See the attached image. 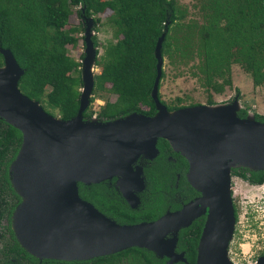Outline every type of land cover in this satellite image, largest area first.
Returning a JSON list of instances; mask_svg holds the SVG:
<instances>
[{
	"label": "water",
	"instance_id": "1",
	"mask_svg": "<svg viewBox=\"0 0 264 264\" xmlns=\"http://www.w3.org/2000/svg\"><path fill=\"white\" fill-rule=\"evenodd\" d=\"M164 36L154 52L151 98L156 113L151 117L132 113L112 121L82 116L94 87L96 48L89 27L79 109L69 120L47 114L21 93L18 83L24 71L10 51L0 49V120L21 133L19 150L8 167L10 184L21 199L12 215V230L30 256L86 261L139 248L168 258L166 264L186 262L183 253L175 252L178 233L206 215L195 264H232L228 257L235 224L231 171H264V122L254 115L238 117L237 100L169 112L158 100ZM159 139L186 160V180L199 197L178 211L135 225H118L80 198L78 183L90 186L117 177L122 195L132 204L130 190L143 188L141 170L133 172L132 164L141 156L155 158ZM134 183L138 187L133 188ZM255 264H264V256Z\"/></svg>",
	"mask_w": 264,
	"mask_h": 264
},
{
	"label": "trees",
	"instance_id": "2",
	"mask_svg": "<svg viewBox=\"0 0 264 264\" xmlns=\"http://www.w3.org/2000/svg\"><path fill=\"white\" fill-rule=\"evenodd\" d=\"M203 1L199 22L186 21V10L177 0H0V49L10 51L24 71L18 83L21 93L38 102L47 114L62 120L76 116L82 88L81 62L67 52V46L77 44L76 35L82 31L80 26L66 29L74 9L86 18L110 12L106 24L116 39L95 60L100 73L94 78L90 104L101 93L112 95L115 100H106L98 112L89 106L82 114L84 120L94 114L99 121H112L132 113L150 117L156 113L151 98L156 77L154 52L163 33L162 59L167 58L172 65L189 66L190 74L208 93L207 105H214L212 95H221L226 88H232L233 66L240 67L253 86L264 91V0ZM163 78L162 71L160 82ZM158 100L169 112L184 108L167 105L159 92ZM196 105L199 104L193 106ZM246 116V110L239 111L238 117ZM254 117L264 122V116L254 114ZM20 144L21 133L0 120V173L6 181L8 167ZM157 148L158 158L145 169L149 200L143 201L139 211H130L104 183L90 186L78 183L80 198L119 225L157 219L166 207L163 192L171 176L181 171L183 182L188 186L183 176L186 160L172 152L162 139L157 141ZM169 155L176 159L174 167L164 159ZM238 170L250 172L233 171L237 174ZM241 176L245 178L244 174ZM248 181L263 184L264 171L250 172ZM190 191L194 193L191 188ZM203 223L204 219L198 218L178 233L176 251L184 252L186 262L176 264H195ZM89 261L163 264L164 260L145 249L130 248Z\"/></svg>",
	"mask_w": 264,
	"mask_h": 264
},
{
	"label": "rangeland",
	"instance_id": "3",
	"mask_svg": "<svg viewBox=\"0 0 264 264\" xmlns=\"http://www.w3.org/2000/svg\"><path fill=\"white\" fill-rule=\"evenodd\" d=\"M177 2L186 10V21H201L203 0H177ZM109 15L110 12L99 14L92 17L90 21L83 14L79 16L76 10H73L66 29L80 26L82 31L76 35L77 44L67 46V52L71 58L79 62L84 58L85 30L88 27L95 34L96 59L103 55L104 48L109 43L116 41L113 30L106 24ZM162 71L164 78L160 82L159 94L161 100L167 105L184 107L194 104L207 105L208 93L197 78L190 74L189 66L172 65L167 58H163ZM92 73L93 76L98 75L100 67L95 64ZM231 77L232 88H226L221 95L211 96L214 104H230L237 100L240 103V109L246 110L247 115L264 116L263 89L255 88L250 77L238 66L232 67ZM106 100L114 101L115 97L101 93L96 96L93 103H89V106L93 112H98ZM234 192L239 206V219L228 247V257L232 264H255L260 257L264 256V185L249 187L235 180Z\"/></svg>",
	"mask_w": 264,
	"mask_h": 264
},
{
	"label": "flooded vegetation",
	"instance_id": "4",
	"mask_svg": "<svg viewBox=\"0 0 264 264\" xmlns=\"http://www.w3.org/2000/svg\"><path fill=\"white\" fill-rule=\"evenodd\" d=\"M92 37L91 40L95 46V34L91 30ZM85 44V42H84ZM95 48H97L95 46ZM85 49V48H84ZM84 55V53H83ZM83 60V59H82ZM81 60V63H82ZM80 72L82 73V64L80 67ZM95 78V76H94ZM169 145V144H168ZM157 147V145H156ZM170 147V146H169ZM158 150V148H157ZM173 152V151H172ZM159 156V150H158V155L153 158V159H147L145 157H139L133 164H132V170L133 172H136L137 169L141 170V173L139 176L143 180V188L141 190H130L133 195L135 200H132V204L127 201L124 196L122 195V192L120 190V183L121 179L114 177L110 180H105L101 183H104L110 190L113 191V193L117 194L120 197V201L124 203L130 211H139L142 206H143V201H148L147 199L148 194H147V179L145 176V169L148 168L155 159H157ZM165 161H167L169 164L173 163L172 167L176 164V159L169 155L168 157L164 158ZM187 170H188V164H187ZM187 170L184 172V179L185 182L188 184L186 180V173ZM241 174H244L245 178L241 176ZM250 177V172L247 171H237V174L232 170L231 171V201H232V207H233V212H234V219H235V224L234 228L238 223L239 219V206L238 201L236 200V196L234 195V185H235V180L238 183H244L245 185H248L249 187H255V186H261L263 184H250L248 181V178ZM7 178H8V170H7ZM233 179V180H232ZM99 184V183H98ZM133 188L138 185L136 183L133 184ZM190 185L188 186L183 182L182 174L181 171H178L174 173L171 176V179L169 181L167 190L163 192L165 195L164 199V204L166 205L165 210L161 216H163L167 212H175L183 208L186 204H188L190 201L194 200L195 198L199 197L200 194H198L194 189V193L190 191ZM192 189V188H191ZM13 193L15 197L13 196ZM195 194V195H192ZM21 203L20 197L15 193L13 190L9 178L8 181L4 180L2 177V174L0 173V264H93L92 261L86 260V261H64V260H53V259H42L38 260L34 257L33 259H30L28 257L29 254H27L18 244L16 241V238L14 236L13 230H12V215L15 209L19 206ZM173 207V208H172ZM102 214V213H101ZM104 215V214H103ZM106 216V215H104ZM159 216L158 218H160ZM107 217V216H106ZM109 218V217H108ZM157 218V219H158ZM200 218L204 219V223L206 220V215L201 216ZM111 219V218H109ZM155 219V220H157ZM114 221L113 219H111ZM153 220V221H155ZM195 221V220H194ZM193 221V222H194ZM116 223V221H114ZM144 222H152V221H141L137 222L134 224H129V225H135V224H140ZM192 222V223H193ZM203 223V226H204ZM118 224V223H116ZM119 225V224H118ZM128 225V224H125ZM186 229V228H185ZM203 229V227H202ZM182 230V229H181ZM180 232V231H179ZM235 233V229L233 231V236ZM175 252L180 254L184 252H177L175 249ZM117 254V253H116ZM151 254L156 257L152 252ZM114 255V254H112ZM109 256V255H108ZM185 256V254H184ZM158 258V257H156ZM158 259H163V264H166L168 262V258H158ZM179 263V262H178ZM183 263V262H181Z\"/></svg>",
	"mask_w": 264,
	"mask_h": 264
},
{
	"label": "bare ground",
	"instance_id": "5",
	"mask_svg": "<svg viewBox=\"0 0 264 264\" xmlns=\"http://www.w3.org/2000/svg\"><path fill=\"white\" fill-rule=\"evenodd\" d=\"M234 163H236V165H240V167L242 166V167H244L243 166V164H241V163H239V162H237V161H235ZM27 198V197H26ZM28 199V198H27ZM29 201V200H28Z\"/></svg>",
	"mask_w": 264,
	"mask_h": 264
}]
</instances>
